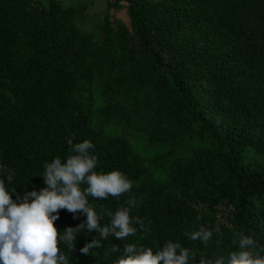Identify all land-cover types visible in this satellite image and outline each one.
<instances>
[{"label": "trees", "instance_id": "1", "mask_svg": "<svg viewBox=\"0 0 264 264\" xmlns=\"http://www.w3.org/2000/svg\"><path fill=\"white\" fill-rule=\"evenodd\" d=\"M122 1L128 25L110 13L121 0L107 1L95 42L80 10L0 0V168L14 171L11 182L0 173L6 190L17 203L39 192L44 165L88 140L94 171L133 182L119 197H86L100 226L135 196L130 216L151 232L133 223V235L104 240L81 230L75 251L59 244L69 264H113L125 244L156 254L168 241L190 250L188 264L227 260L236 233L255 237L264 256V0ZM57 214L61 235L87 220ZM201 226L213 232L207 245L185 237ZM93 239L102 246L81 254Z\"/></svg>", "mask_w": 264, "mask_h": 264}, {"label": "clouds", "instance_id": "2", "mask_svg": "<svg viewBox=\"0 0 264 264\" xmlns=\"http://www.w3.org/2000/svg\"><path fill=\"white\" fill-rule=\"evenodd\" d=\"M94 148L91 141L85 140L72 148L74 155L62 162L56 157L51 163L44 165L45 188L31 191L14 202L12 195L6 190L5 182L0 179V264H69L68 259L60 252L59 244L63 241L69 249L75 251L77 235L81 230L96 231L104 240L111 234L118 240L133 235L138 224L140 230L150 233L148 224L139 218H132L130 212L137 207L139 201L131 196L113 214L109 211L110 223L100 226L103 216H98L89 206L87 196L107 199L109 196L119 197L132 190L133 182L118 170L108 174L97 173V157L91 154ZM9 182L13 180L14 171L6 166L0 168ZM86 184L83 190L81 185ZM15 191H13L14 193ZM31 201V202H29ZM60 209L70 213L86 214L87 220L75 228L69 227L63 235L55 227L60 218ZM239 236L238 251L229 253L227 260L223 256L215 259L200 257L199 264H264V256L256 255L258 241L255 237L236 233ZM213 232L201 226L199 230L185 233L191 241H201L207 245ZM220 240L216 241L219 245ZM98 239H93L80 249L81 254L90 255L93 248L101 247ZM111 251L121 253L117 245ZM264 251V248H261ZM190 250L179 242L168 241L163 248L153 253L151 248L125 244L118 259L113 264H188Z\"/></svg>", "mask_w": 264, "mask_h": 264}, {"label": "rangeland", "instance_id": "3", "mask_svg": "<svg viewBox=\"0 0 264 264\" xmlns=\"http://www.w3.org/2000/svg\"><path fill=\"white\" fill-rule=\"evenodd\" d=\"M62 8L80 10L83 14V23L81 28L89 33L95 42L100 40L98 24L102 21L107 1L116 2L119 0H55ZM48 0H33L34 5L38 3L47 4ZM122 6V7H121ZM121 8L111 10L113 19H118L128 25L125 6L126 3L121 0Z\"/></svg>", "mask_w": 264, "mask_h": 264}]
</instances>
